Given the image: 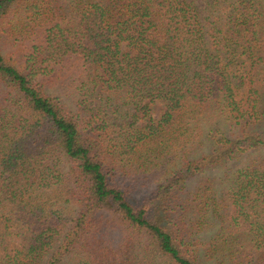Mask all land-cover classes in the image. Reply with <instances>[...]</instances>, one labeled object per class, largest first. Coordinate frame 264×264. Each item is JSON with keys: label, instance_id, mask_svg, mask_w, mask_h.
Segmentation results:
<instances>
[{"label": "trees", "instance_id": "1", "mask_svg": "<svg viewBox=\"0 0 264 264\" xmlns=\"http://www.w3.org/2000/svg\"><path fill=\"white\" fill-rule=\"evenodd\" d=\"M201 1L0 0V264H264V0Z\"/></svg>", "mask_w": 264, "mask_h": 264}, {"label": "rangeland", "instance_id": "2", "mask_svg": "<svg viewBox=\"0 0 264 264\" xmlns=\"http://www.w3.org/2000/svg\"><path fill=\"white\" fill-rule=\"evenodd\" d=\"M193 1H195V3H196L197 5L203 7V3H202L201 0H193ZM18 40H19V42H17ZM17 41H15L14 39L12 40V45H15V46H16V47H15V50H16V51H18V50H23V49H24L23 46L26 44V42H25V43L22 42V41L20 40V38H18ZM27 44L31 45L32 43H31L30 41H28ZM12 45H11V46H12ZM9 48H10V47H9ZM13 50H14V49H13ZM56 95H59V93L56 92ZM61 99H65V97L61 96ZM162 109H163L162 104L157 103V105L155 106V113L153 114L155 118H159V117H160L161 112H162ZM262 129L264 130V119H263V122H262ZM244 160H245V159H243V160L240 161V162H234V163H232V164H231V167H232V168L241 167L242 164H244ZM212 173H216V174H218L217 172H212ZM219 175H220V174H219ZM216 176H217V175H216Z\"/></svg>", "mask_w": 264, "mask_h": 264}]
</instances>
